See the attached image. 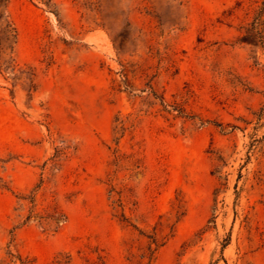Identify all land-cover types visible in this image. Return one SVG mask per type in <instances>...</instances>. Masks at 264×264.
Listing matches in <instances>:
<instances>
[{
	"label": "rangeland",
	"instance_id": "rangeland-1",
	"mask_svg": "<svg viewBox=\"0 0 264 264\" xmlns=\"http://www.w3.org/2000/svg\"><path fill=\"white\" fill-rule=\"evenodd\" d=\"M0 264H264V0H0Z\"/></svg>",
	"mask_w": 264,
	"mask_h": 264
}]
</instances>
